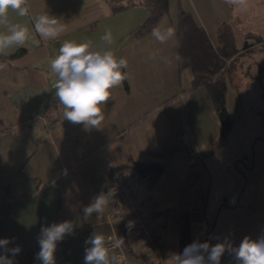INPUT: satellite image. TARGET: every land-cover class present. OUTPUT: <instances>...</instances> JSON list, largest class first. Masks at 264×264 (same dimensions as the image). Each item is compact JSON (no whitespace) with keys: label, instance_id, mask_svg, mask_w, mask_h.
Segmentation results:
<instances>
[{"label":"crops","instance_id":"0c3cea01","mask_svg":"<svg viewBox=\"0 0 264 264\" xmlns=\"http://www.w3.org/2000/svg\"><path fill=\"white\" fill-rule=\"evenodd\" d=\"M125 1L28 0L30 17L48 12L60 18L65 31L48 41L37 36L39 46L20 47L3 55L24 50L20 56L0 60L5 65L0 69V239L9 238V248L20 247L15 264L28 253L32 264H40L36 254L41 228L66 220L76 228L58 242L56 264H84L85 240L94 231L121 235L128 261L150 264L136 229L127 227L129 219L111 217V204L99 216L84 218L83 208L108 191V176L99 174L107 164L120 169L131 162L163 167L150 189L127 175L135 203L149 219L147 223L143 215L145 222L161 236L166 264L197 239L192 213L206 195L200 182L205 162L212 161L214 145L221 140L220 122L207 89L192 90V72L179 69L173 58L177 44L161 45L151 31L131 36L147 11L140 5L113 11ZM179 9L193 15L213 45L218 26L232 18L225 0H169L168 14L156 26L177 29ZM13 19L32 27L28 17ZM106 30L112 32L115 55L128 60L129 75L111 90L100 126L85 128L64 118L49 64L65 40H91L100 47ZM161 57L172 63L166 65ZM230 94L227 86L225 105L231 118ZM38 116L55 125L49 127Z\"/></svg>","mask_w":264,"mask_h":264},{"label":"clouds","instance_id":"9594fccd","mask_svg":"<svg viewBox=\"0 0 264 264\" xmlns=\"http://www.w3.org/2000/svg\"><path fill=\"white\" fill-rule=\"evenodd\" d=\"M234 8H246L247 0H225ZM31 20L32 27L14 21L13 17ZM65 31L60 18L48 12L30 17L28 0H0V55H9L20 47L39 46L41 39L48 41L58 38ZM151 37L159 44H178L177 30L172 26L158 25L152 28ZM37 36L41 39H38ZM102 46L97 47L91 40L77 42L65 40L58 54L50 60V71L56 77L53 85L55 98L64 106V118L73 123H82L85 128L99 127L104 120V106L112 98V89L128 79V60L117 57L111 46L112 32L106 30L100 37ZM175 60H180L175 52ZM166 65L172 63L169 57H161ZM5 65L0 64V69ZM115 192L109 189L100 192L83 208L84 218L93 214L99 216L114 202ZM129 221L127 227L131 228ZM76 224L66 220L44 226L40 230L39 252L36 259L40 264H56L55 252L58 242L74 233ZM9 238L0 239V264H15L14 257L21 251L19 246L9 248ZM124 243L123 238H108L94 231L85 240L84 264H122V257L115 254ZM227 252L237 264H264V236L255 240L245 237L239 246L231 242H198L187 245L182 253L174 254L172 264H220Z\"/></svg>","mask_w":264,"mask_h":264},{"label":"rangeland","instance_id":"374dc122","mask_svg":"<svg viewBox=\"0 0 264 264\" xmlns=\"http://www.w3.org/2000/svg\"><path fill=\"white\" fill-rule=\"evenodd\" d=\"M231 8L239 49L231 82L224 74L232 124L214 145L212 161L205 162L200 184L206 195L192 213V228L198 242L239 246L245 237L264 236V0ZM220 264L237 262L225 252Z\"/></svg>","mask_w":264,"mask_h":264},{"label":"trees","instance_id":"16d2710c","mask_svg":"<svg viewBox=\"0 0 264 264\" xmlns=\"http://www.w3.org/2000/svg\"><path fill=\"white\" fill-rule=\"evenodd\" d=\"M135 5L144 7L147 14L141 24L131 32L133 37L149 33L169 11V0H126L124 3L119 2L116 4L113 11H120ZM176 30L178 37L177 51L181 57L178 60L179 69L187 68L192 72L194 76L191 85L192 90L198 87L207 89L220 122V138L224 139L232 124L225 105L228 82L224 74L228 75V81L231 82V73L239 53L233 28L229 22H222L217 28L216 45H213L205 30L197 24L193 15L179 9ZM23 52L24 50H18L8 57L0 55V60L12 59L20 56ZM227 61L229 62L226 65ZM212 77H214V80H212ZM121 169L129 175L131 180L133 179L135 182L145 181L149 189L163 172V167L160 164L144 162H131L121 167ZM19 264H32V255L28 253L24 261Z\"/></svg>","mask_w":264,"mask_h":264},{"label":"built area","instance_id":"2783aa9c","mask_svg":"<svg viewBox=\"0 0 264 264\" xmlns=\"http://www.w3.org/2000/svg\"><path fill=\"white\" fill-rule=\"evenodd\" d=\"M37 118L45 121L49 127L55 125V123L46 117L38 116ZM99 174L108 176L110 182L108 190L112 189L115 192L114 202L111 204V217L132 221L133 227L136 229L138 237L150 257V264H166V255L161 237L157 231L151 229L145 222L141 209L135 203L136 196L130 188L127 173L120 168H114L107 164L99 170ZM108 238L122 237L119 234L113 233ZM114 252L123 258L122 264H131L128 261L124 244L115 249Z\"/></svg>","mask_w":264,"mask_h":264}]
</instances>
